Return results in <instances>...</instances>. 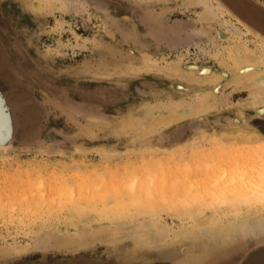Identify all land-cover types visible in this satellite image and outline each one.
Segmentation results:
<instances>
[{
    "label": "rangeland",
    "instance_id": "1",
    "mask_svg": "<svg viewBox=\"0 0 264 264\" xmlns=\"http://www.w3.org/2000/svg\"><path fill=\"white\" fill-rule=\"evenodd\" d=\"M240 55L264 56V0H0V87L28 108L0 150V264H264L247 192L264 188V104L238 86L264 67Z\"/></svg>",
    "mask_w": 264,
    "mask_h": 264
},
{
    "label": "bare ground",
    "instance_id": "2",
    "mask_svg": "<svg viewBox=\"0 0 264 264\" xmlns=\"http://www.w3.org/2000/svg\"><path fill=\"white\" fill-rule=\"evenodd\" d=\"M66 4V3H65ZM67 8V7H66ZM205 14V13H204ZM204 14H202L201 13V15H203L204 16ZM201 18H202V16H200ZM204 17H206V16H204ZM207 18V17H206ZM252 54V53H251ZM236 66L234 67V69H237V68H239V67H241V66H243V65H248L249 67H251V69H256V71H257V69L260 67V66H262V67H264V56H250V55H240V56H237L236 57ZM148 63V62H147ZM149 65H151L150 63H149ZM152 66H155V64H153ZM248 68V67H247ZM171 69V68H170ZM173 69H175V68H172L171 70H172V72H175V70L173 71ZM242 69V68H241ZM171 70H169V71H171ZM176 71H177V69H176ZM179 71V70H178ZM177 71V72H178ZM247 78H249L248 76L247 77H241V79H239L238 80V86H240L242 89H245L246 91H247V97H245V98H243L242 100H243V102H241L240 104L241 105H243V106H247L248 104H264V83H253V82H249V81H245V80H247ZM262 78V77H261ZM250 79V78H249ZM253 80V79H252ZM229 85V84H228ZM216 94V93H215ZM200 97V96H199ZM207 97V96H206ZM199 99L200 98H198V104L196 103V105H194L192 108H190V111L192 112H197L198 111V109L200 108V106L205 102V100H204V98H202V100H200V102H199ZM193 101H195L196 102V100H193ZM194 103V102H193ZM202 103V104H201ZM169 106H170V104H169ZM171 107V106H170ZM172 107H173V104H172ZM171 107V108H172ZM248 107V106H247ZM170 108V109H171ZM171 111V113H170V115H169V117H167V118H164V119H161V120H156V119H153L152 117H149V116H146V117H149L150 119H146V120H144V121H146L145 123H139V124H137L138 122H136L135 124H134V127L133 128H130V129H133V130H135V129H140V131H145V130H147V129H149V128H151V127H157V126H159V125H164V124H169V123H172V122H176V121H179V120H181V119H183L184 117H186L187 116V114H182V113H180L179 114V112H178V110L177 109H173V110H170ZM259 113V112H258ZM262 113H263V111H262ZM262 115V114H261ZM143 121V122H144ZM239 136H241V135H239ZM238 138H241V137H238ZM244 139H249L250 140V138L249 137H247V138H245V137H243ZM253 139V138H252ZM233 140V139H232ZM241 141H242V139H241ZM249 142V141H248ZM253 142V141H252ZM260 142H263V141H261L260 140ZM261 181H264V179L263 180H261ZM256 181H252L250 184H249V187L247 186V185H244V186H246V188H247V192H248V195H250V197H249V202L252 204V205H256V207L254 206V208L256 209V211H257V213H264V188H263V183H260V184H258V182L257 183H255ZM246 192V193H247ZM250 209V208H249ZM219 218V217H218ZM220 220V219H219ZM219 220H217V223L218 222H220ZM161 222V221H160ZM154 223V222H153ZM153 223H151V224H153ZM155 224H157L158 225V227L161 225V223H155ZM154 224V225H155ZM200 224V226L201 225H203V223L201 222V223H199ZM206 224H208V222L206 223ZM163 226V225H162ZM189 226V225H188ZM222 226V225H221ZM149 227V226H148ZM245 227V226H244ZM156 228H157V226H156ZM160 228V227H159ZM156 229V230H152V229H150V234H149V236L150 235H152L151 236V243L152 244H159L160 242H164L165 241V239L168 237L167 236V230L165 229V228H160V229ZM169 228V227H168ZM189 228H192V231H193V233H194V231H198V229H199V225L198 224H196L195 226H193V225H191V227H189ZM118 229V228H117ZM120 229V228H119ZM119 229H118V231H119ZM246 229V228H245ZM184 230V229H183ZM187 230V229H186ZM191 230V229H190ZM118 231H114V232H111V233H109V234H100L101 236V238H103V239H105L106 241H112V240H115V239H117V238H119L120 236H121V233H119ZM239 231V230H238ZM139 233H142V232H139ZM145 233V232H144ZM183 233H185V232H183ZM190 233H192V232H190ZM190 233H189V235H190ZM196 233V232H195ZM137 234V233H136ZM154 234H155V236H154ZM188 234V233H187ZM140 235V234H139ZM143 235V234H142ZM141 235V236H142ZM133 236V235H132ZM180 236V235H179ZM62 237V236H61ZM67 237V236H66ZM99 238V237H98ZM180 238H182V237H180ZM184 238V237H183ZM148 239H149V237H148ZM61 240V239H60ZM64 240V239H63ZM67 240V239H66ZM59 241V240H58ZM117 241H118V239H117ZM49 242V241H48ZM64 242V241H63ZM149 242V241H148ZM166 242V241H165ZM44 243V245L43 246H45V245H47V244H45V242H43ZM59 243V242H58ZM89 243V241H70V242H68V243H66V244H70V245H73V246H75V247H81V246H84V245H89L88 244ZM48 245H49V243H48ZM42 246V245H41ZM52 246V245H51ZM17 248V247H16ZM43 248V247H42ZM14 250V249H13ZM192 256V255H191ZM189 257V256H188ZM187 257V258H188ZM194 258V257H193ZM189 260L191 259V258H188ZM189 260H187V262L189 261ZM193 260V259H192ZM194 260L195 261H193V262H197L198 260H196L195 258H194ZM199 261H201V260H199ZM189 263H192L191 262V260L189 261ZM200 263V262H199Z\"/></svg>",
    "mask_w": 264,
    "mask_h": 264
},
{
    "label": "water",
    "instance_id": "3",
    "mask_svg": "<svg viewBox=\"0 0 264 264\" xmlns=\"http://www.w3.org/2000/svg\"><path fill=\"white\" fill-rule=\"evenodd\" d=\"M15 86L13 90L10 88L6 90L0 87V132L8 130L7 134H4L5 132L0 133V150H7L13 147L19 130L25 124L28 108L24 104L22 94L17 92ZM204 129V119L192 120L178 126L157 141L164 144H178L183 139L184 131L196 133Z\"/></svg>",
    "mask_w": 264,
    "mask_h": 264
},
{
    "label": "flooded vegetation",
    "instance_id": "4",
    "mask_svg": "<svg viewBox=\"0 0 264 264\" xmlns=\"http://www.w3.org/2000/svg\"><path fill=\"white\" fill-rule=\"evenodd\" d=\"M256 257H257V255H256ZM252 260H253V262L255 261L254 258L251 256V257L249 258V261H247V264H249L250 262H252ZM251 264H252V263H251Z\"/></svg>",
    "mask_w": 264,
    "mask_h": 264
}]
</instances>
